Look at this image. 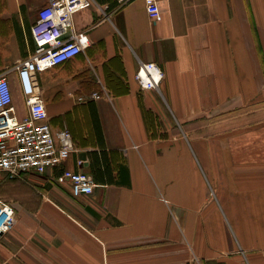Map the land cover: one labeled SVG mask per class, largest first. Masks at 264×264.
<instances>
[{
    "label": "crops",
    "instance_id": "1",
    "mask_svg": "<svg viewBox=\"0 0 264 264\" xmlns=\"http://www.w3.org/2000/svg\"><path fill=\"white\" fill-rule=\"evenodd\" d=\"M48 2L0 0V68L34 52ZM158 2L155 20L145 0H95L75 15L89 45L37 74L76 150L44 173H0L16 209L0 264H264V0ZM141 62L163 69L159 88L141 87ZM94 111L113 183L94 177ZM64 169L93 175V193L75 195Z\"/></svg>",
    "mask_w": 264,
    "mask_h": 264
},
{
    "label": "built area",
    "instance_id": "2",
    "mask_svg": "<svg viewBox=\"0 0 264 264\" xmlns=\"http://www.w3.org/2000/svg\"><path fill=\"white\" fill-rule=\"evenodd\" d=\"M150 16L159 20L158 0H145ZM95 0H49L39 9L32 25L34 52L8 69L0 68V173L9 179H23L30 172L44 173L50 167L62 165L76 150V143L68 128L54 130L39 93L37 74L46 71L83 51L89 41L84 32L75 28V15L94 4ZM18 72L27 113L20 116L14 103L10 81ZM164 77L163 69L155 62H141L136 79L142 88L157 89ZM92 98L100 93L93 92ZM79 96V101L90 98ZM82 162V160H80ZM61 183H70L77 196L93 193L95 179L90 173L64 169ZM16 209L13 203L0 197V238L13 229Z\"/></svg>",
    "mask_w": 264,
    "mask_h": 264
},
{
    "label": "trees",
    "instance_id": "3",
    "mask_svg": "<svg viewBox=\"0 0 264 264\" xmlns=\"http://www.w3.org/2000/svg\"><path fill=\"white\" fill-rule=\"evenodd\" d=\"M94 119H95V129L98 138V143L101 148L100 152L96 151L95 153L96 156H94V161H92L94 177L96 180L108 179L109 182L113 183L115 182L113 176V163L109 151L106 149L103 130L96 111H94Z\"/></svg>",
    "mask_w": 264,
    "mask_h": 264
},
{
    "label": "rangeland",
    "instance_id": "4",
    "mask_svg": "<svg viewBox=\"0 0 264 264\" xmlns=\"http://www.w3.org/2000/svg\"><path fill=\"white\" fill-rule=\"evenodd\" d=\"M12 77H13V84H14V87H15L16 89L20 88V87H19L18 73H13ZM14 87H13V90H14V93H15V88H14ZM1 198H3V197H1ZM3 199H4V198H3ZM4 200H6V199H4ZM6 201H7V200H6Z\"/></svg>",
    "mask_w": 264,
    "mask_h": 264
},
{
    "label": "water",
    "instance_id": "5",
    "mask_svg": "<svg viewBox=\"0 0 264 264\" xmlns=\"http://www.w3.org/2000/svg\"><path fill=\"white\" fill-rule=\"evenodd\" d=\"M86 154H87L86 152H82V153H81V155H82L83 158L86 157Z\"/></svg>",
    "mask_w": 264,
    "mask_h": 264
}]
</instances>
